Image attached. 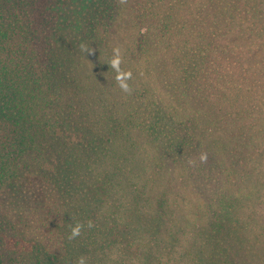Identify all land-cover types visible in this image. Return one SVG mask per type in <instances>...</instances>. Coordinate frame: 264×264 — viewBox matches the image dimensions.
Instances as JSON below:
<instances>
[{"label": "trees", "instance_id": "1", "mask_svg": "<svg viewBox=\"0 0 264 264\" xmlns=\"http://www.w3.org/2000/svg\"><path fill=\"white\" fill-rule=\"evenodd\" d=\"M81 43L94 49L96 83ZM117 44L131 95L108 64ZM252 50L264 52V0H0V230L32 240L0 264H264V222L241 181L230 183L245 133L220 129L229 109L242 119L264 106ZM179 158L195 161V175H220L211 220L190 219L162 180ZM27 178L51 198L34 231L6 201ZM77 222L85 227L69 240Z\"/></svg>", "mask_w": 264, "mask_h": 264}, {"label": "rangeland", "instance_id": "2", "mask_svg": "<svg viewBox=\"0 0 264 264\" xmlns=\"http://www.w3.org/2000/svg\"><path fill=\"white\" fill-rule=\"evenodd\" d=\"M130 1L127 0V3L129 4ZM127 28V24H120L119 31L126 33ZM242 50L243 48L241 47L237 49L235 57L230 56L231 67L234 61L233 58L241 60L239 56H241ZM80 54L85 78L95 83L98 82V78L95 77L97 75L95 70V52L87 55L80 52ZM247 59L250 62V66H252V73L249 77L260 76L259 74H263L264 76V52L252 50ZM225 71H228V68ZM218 73L223 74L224 70L218 68ZM205 97L203 95L202 100ZM262 106L263 104L261 103L258 109L248 110L242 119L238 117L239 112L235 109H229L228 113L231 116H227L226 125H223L220 129L226 132L228 136L231 132L236 137L239 135L238 132L245 133L244 139L248 144V154L246 153L247 155L241 158V163L231 156L229 157L228 162L230 166L237 171V176L235 175L234 180H230V183L233 184V182L235 183L238 180L241 181L240 194H250L251 198L249 200H252L255 204V214L259 220L264 222V106ZM47 118H49L48 115ZM233 122L239 125L233 126ZM240 152L242 153V150ZM143 164L146 166L145 170L149 174L151 181L154 179V174H152L151 178V168L148 160L144 159L142 166ZM161 176L162 180H166L170 185L175 197L182 203L183 211L190 219L202 221L203 223L208 219L211 220L215 210L214 201L220 198L219 191L222 189V180L218 172L213 176L201 173H196L195 175L187 159L179 158V161L175 159L173 161L166 160V163L161 168ZM209 177L214 178L215 184L210 183ZM18 186H20L19 190H22L19 194H15L12 197L10 193L7 195L6 201L7 199L9 201L8 210H12L15 213L14 216L20 217L21 226L19 227L22 230L34 231L41 229L47 216L46 206L51 201L50 196L40 183L32 178H27L26 181L19 183ZM19 198L20 203H18ZM13 202L16 203V206L15 204L13 205ZM3 233L7 236H3ZM3 233L0 230V238L5 239L4 247L0 243L2 245L0 247V254L5 255L6 258L10 257L9 251L13 248L26 246L27 243H31L32 241L31 236H22L12 227L8 233Z\"/></svg>", "mask_w": 264, "mask_h": 264}, {"label": "clouds", "instance_id": "3", "mask_svg": "<svg viewBox=\"0 0 264 264\" xmlns=\"http://www.w3.org/2000/svg\"><path fill=\"white\" fill-rule=\"evenodd\" d=\"M119 3L122 5L126 4L127 0H119ZM79 47L80 51L85 53L86 55L94 53V49L85 43H81ZM112 52V58L108 61V64L110 65V68L115 72L114 79L116 81V84L123 93L131 95L133 92V88L129 81L133 79V72L130 68L125 69L122 67L123 56L122 48L120 45L117 44L116 46H114ZM199 159L201 162H207V153H201ZM190 163L194 164L195 161H190ZM94 226L95 224L93 221L87 222V227L89 229L93 228ZM84 227L85 225L81 222H77L76 224L72 225L68 239L72 240L80 236ZM73 264H87V258L81 255L77 260L73 262Z\"/></svg>", "mask_w": 264, "mask_h": 264}]
</instances>
